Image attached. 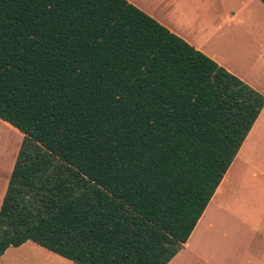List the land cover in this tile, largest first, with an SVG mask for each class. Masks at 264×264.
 <instances>
[{"label":"trees","instance_id":"obj_1","mask_svg":"<svg viewBox=\"0 0 264 264\" xmlns=\"http://www.w3.org/2000/svg\"><path fill=\"white\" fill-rule=\"evenodd\" d=\"M263 107L128 0H0V118L23 134L0 256L31 240L77 264H167Z\"/></svg>","mask_w":264,"mask_h":264},{"label":"crops","instance_id":"obj_2","mask_svg":"<svg viewBox=\"0 0 264 264\" xmlns=\"http://www.w3.org/2000/svg\"><path fill=\"white\" fill-rule=\"evenodd\" d=\"M128 1L253 88L264 92L259 90L255 82L257 80L249 78L251 73L248 69H239L198 39L194 23L202 25L209 21L202 6L193 8L184 0ZM258 75L264 76L260 73ZM3 122L7 129L15 128L10 123ZM9 148L5 149L9 163L6 161V164L0 166V207L18 155L17 144L13 156L11 146ZM31 242L36 244L29 240L16 247L19 251L18 258L24 261L21 262L23 264H41L40 258L35 256H50V253L44 251L46 248L40 249L42 246L38 244L30 245ZM26 247L30 248L23 251ZM10 248L0 256L1 260L5 259L4 264H13L12 260L16 261L8 253ZM167 264H264V107L188 240Z\"/></svg>","mask_w":264,"mask_h":264},{"label":"rangeland","instance_id":"obj_3","mask_svg":"<svg viewBox=\"0 0 264 264\" xmlns=\"http://www.w3.org/2000/svg\"><path fill=\"white\" fill-rule=\"evenodd\" d=\"M184 2L193 8L202 6L207 12L208 23L202 25L194 23L198 39L209 49L222 54L239 69L240 67L248 69L251 73H247L249 78L257 80L255 82L259 90H264V76L258 75L264 74V3L261 0H184ZM3 121L0 118V166L6 164V161L9 163L5 149L9 150L11 146L13 156L15 145L17 144L19 151L23 139L18 129H7ZM30 245L36 244L31 242ZM29 248L26 247L23 251ZM9 251V255L16 259L12 260L13 264H23L21 262L24 261L18 258L19 251L16 247H11ZM44 251L50 253V256L46 254L35 256L40 258L41 264L75 263L54 252L46 249ZM4 263L5 259H0V264Z\"/></svg>","mask_w":264,"mask_h":264}]
</instances>
